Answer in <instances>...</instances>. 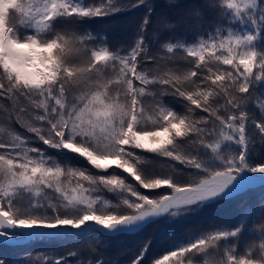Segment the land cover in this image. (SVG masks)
<instances>
[{
	"label": "snow or ice",
	"instance_id": "6c2138e0",
	"mask_svg": "<svg viewBox=\"0 0 264 264\" xmlns=\"http://www.w3.org/2000/svg\"><path fill=\"white\" fill-rule=\"evenodd\" d=\"M141 5L152 12L150 0H0V242H99L152 224L174 227L257 175L264 182V157L251 159L264 145V0H205L190 15L199 27L203 10L215 12L213 30L192 43L164 42L160 55L150 54L145 36L149 15L126 50L98 45L107 37L81 27ZM159 27L175 24L162 19ZM137 185L170 191L149 196ZM247 223L243 215L235 227L190 235L150 264H264V223L241 246ZM148 248L132 264H143ZM43 264L71 262L44 256Z\"/></svg>",
	"mask_w": 264,
	"mask_h": 264
},
{
	"label": "trees",
	"instance_id": "16d2710c",
	"mask_svg": "<svg viewBox=\"0 0 264 264\" xmlns=\"http://www.w3.org/2000/svg\"><path fill=\"white\" fill-rule=\"evenodd\" d=\"M86 2H89V0H86ZM136 2L137 0H125V3L128 4ZM204 2L205 0H173V2H169V0H150L152 5L150 14H148L147 8L143 5L128 7L109 16L90 18L81 27L82 29L90 30L98 37H107L106 41L97 40L96 43L98 45L107 43L113 50L118 47L126 50L134 42L141 21L145 15H149L151 24L145 36L149 42L150 54L160 55V45L164 42L170 40L173 43H192L198 37L206 36L208 32L213 30L216 19L215 12L203 10L204 23L199 27L194 23L195 17L190 15L196 9H203ZM162 19L174 23L175 27L161 30L159 23ZM182 56V52H177L175 60L182 67H186L187 65L184 63ZM148 66L151 67L152 65L149 63ZM166 99L171 107L177 111H183V106L180 102L171 97ZM250 111L255 112L257 118H259V112L255 107L250 106ZM2 123L5 122L0 120V124ZM13 127L21 133L24 132L14 122ZM39 146L45 148L48 155L61 161L70 159L73 164L87 167L93 172L97 171L92 169L91 165H88L86 161L78 160L74 154L65 156L54 149H48L47 146ZM262 157H264V145L257 143L255 155L251 159L254 162H258ZM157 159L161 163L164 162V158ZM176 166L182 167L179 164H176ZM111 171L112 169H109V172ZM116 171L120 172L118 169ZM155 171L159 174H165L169 170L157 166ZM120 174L127 176L126 173L121 172ZM128 179L131 183H136L131 177H128ZM137 188L140 192L149 196H157L170 191L166 187L146 190L139 188L137 185ZM103 195L114 203L117 202L114 194L105 191ZM119 211H126V209L121 207ZM243 215H247L248 223L243 230L241 246L251 240L254 229L259 224L264 223V184L224 198L174 227L162 228L152 224L134 234L106 237L99 242L95 238H84L69 242L33 240L19 245L0 242V258L6 260L7 264H43L44 256H65L71 264H75L76 259H82L87 264L88 259L94 260L96 258H103L105 264H132L143 245L149 243L143 264H150L153 258H160L162 254H166L176 243L186 240L190 235L214 229L218 226L235 227ZM92 247L97 250L92 252ZM73 250L78 251V257L74 258L67 255L69 251Z\"/></svg>",
	"mask_w": 264,
	"mask_h": 264
},
{
	"label": "bare ground",
	"instance_id": "6f19581e",
	"mask_svg": "<svg viewBox=\"0 0 264 264\" xmlns=\"http://www.w3.org/2000/svg\"><path fill=\"white\" fill-rule=\"evenodd\" d=\"M259 182H261V179H255L252 183H250L247 187H249V186H253V185H256V184H258Z\"/></svg>",
	"mask_w": 264,
	"mask_h": 264
},
{
	"label": "rangeland",
	"instance_id": "374dc122",
	"mask_svg": "<svg viewBox=\"0 0 264 264\" xmlns=\"http://www.w3.org/2000/svg\"><path fill=\"white\" fill-rule=\"evenodd\" d=\"M256 178H260L259 177V175H257V177ZM264 184V183H263ZM254 187H256V186H254ZM248 188H251V187H246L243 191H245L246 189H248ZM243 191H241V192H243ZM241 192H238V193H241ZM237 194V193H236ZM236 194H234V195H236ZM225 198H227V197H225ZM224 199V198H223ZM5 243H9V242H7V241H4ZM9 244H14V243H9ZM23 244V243H22Z\"/></svg>",
	"mask_w": 264,
	"mask_h": 264
},
{
	"label": "water",
	"instance_id": "95a60500",
	"mask_svg": "<svg viewBox=\"0 0 264 264\" xmlns=\"http://www.w3.org/2000/svg\"><path fill=\"white\" fill-rule=\"evenodd\" d=\"M255 179H257V178H255ZM258 179H260V178H258ZM264 182H259L258 184H256V185H253V186H249V187H254V186H258V185H261V184H263Z\"/></svg>",
	"mask_w": 264,
	"mask_h": 264
},
{
	"label": "clouds",
	"instance_id": "9594fccd",
	"mask_svg": "<svg viewBox=\"0 0 264 264\" xmlns=\"http://www.w3.org/2000/svg\"><path fill=\"white\" fill-rule=\"evenodd\" d=\"M3 7H8V5H7V4H5Z\"/></svg>",
	"mask_w": 264,
	"mask_h": 264
}]
</instances>
